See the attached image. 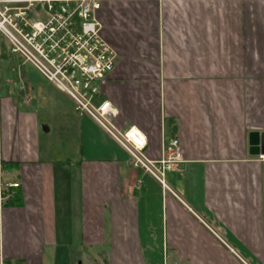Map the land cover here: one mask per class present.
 Segmentation results:
<instances>
[{
  "label": "crops",
  "instance_id": "obj_1",
  "mask_svg": "<svg viewBox=\"0 0 264 264\" xmlns=\"http://www.w3.org/2000/svg\"><path fill=\"white\" fill-rule=\"evenodd\" d=\"M95 16L113 124L150 160L177 138L182 161L164 187L41 76L11 91L3 42L0 264H264V155L248 144L264 132V0H99Z\"/></svg>",
  "mask_w": 264,
  "mask_h": 264
},
{
  "label": "built area",
  "instance_id": "obj_2",
  "mask_svg": "<svg viewBox=\"0 0 264 264\" xmlns=\"http://www.w3.org/2000/svg\"><path fill=\"white\" fill-rule=\"evenodd\" d=\"M98 8L99 0H0V37L10 55L30 65L72 101L79 115L88 116L106 131L134 168L167 187L165 173L177 170L182 161L178 139L165 137L161 157L147 159L144 135L133 126H115L116 108L99 98L100 84L115 66L116 56L100 34ZM28 101L23 96L22 102Z\"/></svg>",
  "mask_w": 264,
  "mask_h": 264
},
{
  "label": "rangeland",
  "instance_id": "obj_3",
  "mask_svg": "<svg viewBox=\"0 0 264 264\" xmlns=\"http://www.w3.org/2000/svg\"><path fill=\"white\" fill-rule=\"evenodd\" d=\"M3 42L6 44L5 40L3 39ZM7 46V44H6ZM9 56H11L12 58H14V62L15 63H18V66H17V69H16V66H15V69L13 70V72H11L8 77L9 79L11 80V83L13 84H10V88H11V91H14L17 89V86L19 85V79H20V71L22 73H24L25 77L28 78L30 81H33V80H36L38 78L41 79L40 75L28 64L26 63H22L20 61V59L16 58V57H13L12 55L9 54ZM21 66V68L19 67ZM63 223V222H62ZM61 223V224H62ZM64 232L67 233V235L71 234L70 232H72L71 229H65L63 230ZM94 251V249H90V253H92ZM72 253H74V250H70V255L72 256ZM94 258L91 259L90 261H85L84 264H97L94 262Z\"/></svg>",
  "mask_w": 264,
  "mask_h": 264
},
{
  "label": "water",
  "instance_id": "obj_4",
  "mask_svg": "<svg viewBox=\"0 0 264 264\" xmlns=\"http://www.w3.org/2000/svg\"><path fill=\"white\" fill-rule=\"evenodd\" d=\"M249 153L264 155V132L251 131L248 134Z\"/></svg>",
  "mask_w": 264,
  "mask_h": 264
},
{
  "label": "trees",
  "instance_id": "obj_5",
  "mask_svg": "<svg viewBox=\"0 0 264 264\" xmlns=\"http://www.w3.org/2000/svg\"><path fill=\"white\" fill-rule=\"evenodd\" d=\"M4 49V45H3V38L0 37V50ZM0 55L2 56L3 54L0 52ZM2 264H23L22 260L20 259H3L2 260Z\"/></svg>",
  "mask_w": 264,
  "mask_h": 264
}]
</instances>
